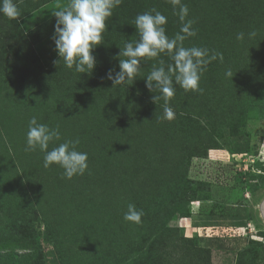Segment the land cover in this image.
<instances>
[{"label":"rangeland","instance_id":"rangeland-1","mask_svg":"<svg viewBox=\"0 0 264 264\" xmlns=\"http://www.w3.org/2000/svg\"><path fill=\"white\" fill-rule=\"evenodd\" d=\"M148 1L152 0H122L120 5L113 9L112 16L106 20L107 28L103 33V39L112 43L110 46L100 44L93 49L96 66L91 73H82L86 78L79 86L74 82L79 76L75 70L72 81H65V78L61 80V76H58L59 71L70 69L64 66L63 61L57 63L60 58L51 39L56 19L52 12L58 10V6L67 5L68 0H15L20 12L19 17L9 19L0 14V243L6 244L0 248V264H95L88 250L80 248L83 235H79V229L82 228H77L76 224L83 220V212L79 210L82 204L70 200V194L66 195L72 178H63V182L68 185L62 182L54 183V177L59 176L63 169L55 164L45 168L44 153L39 149H22L24 143L26 144L28 122L23 123L25 118L20 112V105L27 104L28 108H32L33 116L39 123H47L45 115L41 112L44 107L39 102L32 106L27 97L30 87L36 92L42 89L44 93H49L53 88L65 87L63 91L73 89L84 99H89L92 102L90 107L96 109V112L93 117L84 116L87 122H83V126L86 125L88 130L90 125L91 135L94 124L98 126L94 137L97 141L99 139L100 146H105L106 142H116L112 144H116L118 148L111 143L107 146L109 151H112L113 159L128 153V147L125 150L124 147L128 146L126 141L133 132L118 124L119 115L126 119L134 118L132 108L134 109L135 99L141 101L139 116L148 120V124L143 120L141 124L135 125L145 133L144 137L137 138L135 144L138 158H142L143 154L152 155L154 150L157 156L154 153L150 158L157 157L156 165L163 166V174H167V170H181L184 178L182 184L184 183L187 195L195 197L186 208L189 210V217L176 214L172 218L169 226L173 227L172 232L176 235H161L163 230L160 227L155 232L152 226L146 225L144 235L149 239L140 236L137 223L121 220L120 230L132 233L124 234L127 241L135 238L140 239L142 244V247L135 246L138 250L132 251L135 256L128 260L127 264H264V214L261 209L264 201L263 111H248L250 114L245 117H230L231 126L222 129L223 138L219 139L220 145L216 148L207 150L204 133H198L195 136L197 140H194L198 144L197 153L194 148L193 151L189 149L192 142L181 138L182 149L169 154L164 147L166 136L161 137V134L167 133L164 126L169 120L163 118V108L158 102H153L152 97L158 95V92L150 91L146 87L145 72L147 68L152 69L153 64L159 66L160 59L165 61L167 68V65L172 63L171 59L164 53L157 58H141L140 70L134 80L113 85V82L107 79L110 69L119 71L120 48H123L126 42L139 39L133 21L138 14L146 12L144 8L149 11ZM161 13L167 17V23L164 25L166 33L175 31L180 21L178 16L174 15V9L162 10ZM186 20L194 19L188 14ZM204 33L203 37L196 33L195 41H184L183 45L205 47L210 53L217 48L222 51L231 50L229 44L226 49L224 39L219 41L220 35L208 34L204 39ZM222 34L228 43L230 36L228 37L225 31ZM121 36L126 39L120 40L122 42L119 44L116 39ZM52 55L54 58L51 57L50 63H46V59ZM53 72L56 75H53ZM141 75L145 81L139 79ZM66 83H70L68 87L65 86ZM179 89L180 87L176 88L175 95L169 102L172 105ZM162 103L163 101L160 104ZM36 105H39V108ZM198 105L197 103V109ZM229 107L230 111H233L236 105L231 104L227 108ZM197 113L198 111L195 114ZM232 113L235 115V110ZM54 114L56 113L52 110L46 116L47 119ZM183 115L184 132L190 127H198L197 118L188 115L186 106ZM182 118L177 122L182 121ZM69 122L71 124L72 120ZM133 122L135 123V120ZM202 122L200 119V123ZM49 123L47 125L50 128L52 124L58 126L54 119ZM121 128H124L125 132L112 137L113 133ZM102 129L104 132L107 130V133L101 137ZM77 130L83 135H80V140L82 138L89 141V133L88 138H85V133H82L84 130ZM160 174L155 175L156 179H145L147 190L156 185L160 190L157 196L167 202H173L178 197L177 190L170 188L173 182L168 185L160 184L163 177ZM133 183L136 186L140 184L136 179ZM50 185H53L54 189L47 193ZM76 188L81 189V183L77 184ZM106 191L110 192L109 189ZM137 194L140 199L143 191ZM206 197L208 199H204ZM47 202H57L56 208H49ZM44 211L55 213L59 219L55 222L46 221L42 213ZM74 211L78 212V216L77 213L74 215ZM107 211L109 213H105V216L112 215L109 218L114 220L113 213ZM133 230L136 231L135 234L137 231L139 234L135 235ZM174 240L176 244L173 246L181 256H173L170 253L174 249L172 246L167 248ZM250 240L254 244H250L249 249L244 251ZM128 242L123 245L127 246Z\"/></svg>","mask_w":264,"mask_h":264},{"label":"trees","instance_id":"trees-1","mask_svg":"<svg viewBox=\"0 0 264 264\" xmlns=\"http://www.w3.org/2000/svg\"><path fill=\"white\" fill-rule=\"evenodd\" d=\"M140 1L145 2L146 0ZM136 3L140 4L139 1H136ZM181 4L188 6L189 15L194 19L191 20L194 22L192 29L196 33L202 36L205 32L204 39L208 34L215 33L214 36L220 35L219 41L221 42L224 39L226 49L227 44H229L228 46L231 47V50L222 51L219 48L214 49V51L212 50V53H222L223 61L221 62L217 58L207 65L199 82V88L202 91H185L179 85L174 84L176 88L180 87L174 104L169 103V106L173 109L175 118L167 121L166 126H164L167 133L164 135L161 134V137L165 138L166 136L164 147L169 154L179 148L182 149L183 144L181 138H185L186 142H192L189 149L193 151L194 148L197 153L198 144L194 140L198 133H204L206 149L216 148L217 145H220L219 139L223 138L222 129L231 126L230 117H245L247 114H250L248 111H263L264 116V0H181ZM153 8L161 12L162 10L166 11L169 8H173V6L170 0H152L149 3V10ZM178 8L179 5L177 6ZM144 10L148 11L146 8ZM179 26L181 27V22L177 26V29L175 28V31L166 34L169 37H173L180 30ZM224 31L228 34V37L230 36L228 43L224 36L222 37ZM251 31L256 32L254 38L248 37V33ZM239 32L245 33V38L242 41L236 39V35ZM195 38V36L188 37L185 41H195ZM125 39L126 37L121 36L116 41H119V44H121L122 41L120 40ZM111 43L110 41L106 42L105 39L101 41L102 45L106 44L110 46ZM92 54L94 55L93 52ZM51 57L52 59L54 58L53 55L49 56L46 59V63H50ZM229 69L232 72V77L225 75V72ZM151 70L147 68L145 73L148 75ZM73 71L74 69L64 72L59 71L60 75L58 76H61V80L65 78V81L67 79L72 81ZM52 74L54 75L55 73L53 72ZM84 78L86 76L79 73V76L74 82H77L79 86V83H82ZM139 79L145 81L142 75L139 76ZM69 84L66 83L65 86L68 87ZM64 88H53L49 93H44L42 89L38 88L39 92H36L30 87L28 88L30 89V93L27 97L32 102V106L36 102H39L44 107L41 112L45 115L44 119L47 122L46 124H50L49 122L54 119L59 126L61 138L52 145H49L50 150L52 147L58 146L66 140L79 139L80 143L77 145V150L87 152L88 154L87 170L83 175L73 176L71 179L72 184L70 183L71 187H67L66 189L68 191L66 195L68 196L70 194V200L82 204L79 210L83 212L81 215V219L83 220L76 224L77 228H82L79 229L81 230L79 235H83L80 248L88 250L89 256L95 264H127L129 262L128 260L135 256V252L132 251L136 250L137 252L138 250L135 246L139 245L142 247L140 239L134 238L128 242L127 237H124V234L128 232L126 230H120V221L123 220L124 215L123 209L127 210L129 203L134 204L137 209H143L144 215L141 218V222L137 223V227L141 234L140 236L143 239H149V237H145L144 235L146 225L152 226L155 232L160 227L163 230L161 235H173V227H170L169 223L176 214L182 217H189V210L186 208H188L187 206L192 200H195V197L187 195L184 183L182 184L184 178L183 174L180 173L181 170H167V174L162 173L163 166L156 165L157 157L150 158L152 155L154 156V150L151 152L152 155L145 156L143 154L142 158H138V154L135 152V144L137 138L144 137L145 133L144 131L138 130L135 125L141 124L143 120L148 124L146 122L148 120L139 116V109H142L140 108L141 101L135 99L134 109L132 108V116L134 118L126 119L121 114L119 115L118 124L127 128L128 131L133 130V132L130 133V139L126 141V143H129L128 146L124 147V150L128 147V153L126 154L124 152L125 154L122 157L113 159L114 156L111 155L112 151H109L107 146L110 143L116 142H106L105 146H100L99 139L97 141L94 137L95 130L97 131L98 126L96 127L94 124L92 135L89 133L90 125L88 130L86 125L85 127L83 126V122H87L84 116L93 117V114L96 112V109H92V106L90 107L92 102L89 99H84L75 90L63 91ZM161 102L159 101L158 104L163 108L164 105L163 103L161 105ZM197 103L199 104L198 109ZM231 104L236 105L234 108L235 115L232 113L234 110L230 111L231 108H227ZM36 106L39 108V105ZM184 106L188 108V115L190 117L197 118L198 125L197 128H188L186 132L183 131V119L185 118V115H183ZM20 107V112L25 118L23 123H26L33 116L32 108H28L27 104L20 105ZM52 110L56 114L47 119L46 116ZM125 111L127 110L125 109ZM196 111H198L197 114H195ZM127 114L130 113L127 112ZM181 118L182 121L177 122ZM200 119L203 120L202 123H200ZM71 120L72 123L70 124L69 121ZM81 120L83 121L81 122ZM134 120L135 123L133 122ZM160 124L157 125L160 126ZM56 126L54 124L51 125L52 128ZM124 128H121L120 131L117 129L112 137L124 133ZM77 129L84 130L82 133H85V138H88L89 133V141L82 138L80 140V135L82 134ZM101 131V137L102 135L105 136L107 130L104 132L102 129ZM155 142H157V139ZM13 145L15 146V143ZM112 145L117 147L116 144ZM25 146L26 144L24 143L23 150ZM119 149L122 151L121 148ZM204 154H206V151ZM155 155L157 156L156 153ZM148 164H151V166H148ZM157 173H161L160 175L163 176L160 184L168 185L173 182L170 188H176L178 195L173 202H167V200L157 196L160 190L156 185L151 190H147L145 179L149 177L156 179L155 175ZM63 178V172H61L59 176L54 177L53 181L54 183L62 182V184L68 185L63 182L65 181ZM134 179L140 183L138 186L133 183ZM79 183H81V189L76 188V185ZM51 189H54L53 185L48 187L47 193H51ZM108 189L110 192L106 191ZM141 191H143V194L140 195L139 199L137 192ZM204 199H208V197ZM31 204L34 205L33 202ZM47 204L51 209H55L57 206V202H47ZM106 208L113 213L114 220L109 218L112 215L105 216V213H109ZM42 213L48 222H55L59 219L53 212L44 211ZM76 213L78 216V212L74 211V215ZM59 222L61 224L60 220ZM135 232L133 230L134 234ZM128 234L132 235L131 232ZM175 241H173L172 245H168L167 248L172 246L174 249L170 253L173 256H181L180 252L173 246L176 244ZM126 242H128V245H123ZM250 244L253 245L254 242L250 240V243L243 250H248ZM5 245V243H0V248ZM243 250L242 253L244 252ZM1 259L2 255H0V261Z\"/></svg>","mask_w":264,"mask_h":264},{"label":"clouds","instance_id":"clouds-1","mask_svg":"<svg viewBox=\"0 0 264 264\" xmlns=\"http://www.w3.org/2000/svg\"><path fill=\"white\" fill-rule=\"evenodd\" d=\"M121 2L122 0H68L67 5L58 6V10L52 12L56 19L51 37L60 58L57 63L63 61L66 68H74L78 73H91L96 66L93 49L101 44L107 28L106 20ZM170 3L174 15H177L181 22L180 30L173 37H169L164 27L167 17L155 8L138 14L133 23L139 39L126 42L123 48H120L119 71L110 69L107 74V79L111 80L113 85L134 80L140 70L141 58L152 59L159 57L161 53L166 54L172 63L168 64L167 68L163 59L159 60V66L153 64L146 77V87L159 93L154 95L152 100L156 104L163 101V118L168 120L174 118L173 109L169 106L176 91L174 84L185 91H202L199 82L207 65L217 58L223 61L222 53L210 54L209 49L205 47L183 45L188 37L196 35L192 29L193 21L186 20L189 9L187 5L181 4V0H170ZM0 14L9 19L19 17L20 12L15 0H0ZM255 36V31L248 33L249 38ZM244 38V32L237 33V40L242 41ZM225 75L232 77L231 70H227ZM60 138L59 126L50 128L47 124L39 123L33 116L28 121L25 151L39 149L44 153L43 166L49 168L53 164L58 165L63 169V176L68 179L83 175L88 168V154L77 150L79 139L66 140L49 150L50 142ZM143 215V209H137L134 204L129 203L123 219L140 223Z\"/></svg>","mask_w":264,"mask_h":264},{"label":"water","instance_id":"water-1","mask_svg":"<svg viewBox=\"0 0 264 264\" xmlns=\"http://www.w3.org/2000/svg\"><path fill=\"white\" fill-rule=\"evenodd\" d=\"M261 209H262V212H263V214H264V201H263V203H262V205H261Z\"/></svg>","mask_w":264,"mask_h":264}]
</instances>
